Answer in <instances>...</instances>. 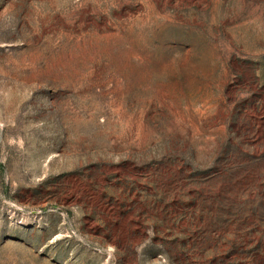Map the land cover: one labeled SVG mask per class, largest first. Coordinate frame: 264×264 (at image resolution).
Wrapping results in <instances>:
<instances>
[{
  "label": "rangeland",
  "instance_id": "obj_1",
  "mask_svg": "<svg viewBox=\"0 0 264 264\" xmlns=\"http://www.w3.org/2000/svg\"><path fill=\"white\" fill-rule=\"evenodd\" d=\"M0 264H264V0H0Z\"/></svg>",
  "mask_w": 264,
  "mask_h": 264
}]
</instances>
